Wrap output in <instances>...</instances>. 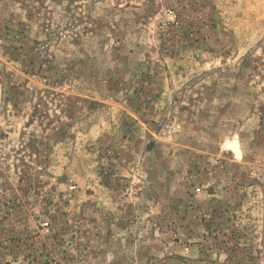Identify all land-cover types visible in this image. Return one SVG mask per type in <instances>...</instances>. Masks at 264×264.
<instances>
[{"label": "rangeland", "instance_id": "1", "mask_svg": "<svg viewBox=\"0 0 264 264\" xmlns=\"http://www.w3.org/2000/svg\"><path fill=\"white\" fill-rule=\"evenodd\" d=\"M0 264H264V0H0Z\"/></svg>", "mask_w": 264, "mask_h": 264}, {"label": "bare ground", "instance_id": "2", "mask_svg": "<svg viewBox=\"0 0 264 264\" xmlns=\"http://www.w3.org/2000/svg\"><path fill=\"white\" fill-rule=\"evenodd\" d=\"M227 146L233 148L234 150H238V145L236 146V142L229 141V144Z\"/></svg>", "mask_w": 264, "mask_h": 264}]
</instances>
